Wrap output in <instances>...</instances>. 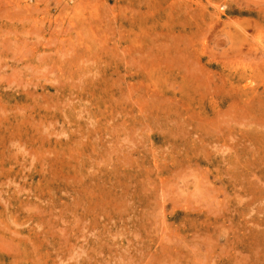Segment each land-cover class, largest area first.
<instances>
[{"label": "rangeland", "instance_id": "obj_1", "mask_svg": "<svg viewBox=\"0 0 264 264\" xmlns=\"http://www.w3.org/2000/svg\"><path fill=\"white\" fill-rule=\"evenodd\" d=\"M0 264H264V0H0Z\"/></svg>", "mask_w": 264, "mask_h": 264}, {"label": "bare ground", "instance_id": "obj_2", "mask_svg": "<svg viewBox=\"0 0 264 264\" xmlns=\"http://www.w3.org/2000/svg\"><path fill=\"white\" fill-rule=\"evenodd\" d=\"M219 8V7H218ZM221 8V7H220ZM215 14V13H214ZM219 14V13H218ZM235 36V35H234ZM79 39V38H78ZM241 40V39H240ZM92 58V57H91ZM83 60V59H82ZM73 76V75H72ZM13 85V84H12ZM204 184V183H203Z\"/></svg>", "mask_w": 264, "mask_h": 264}]
</instances>
